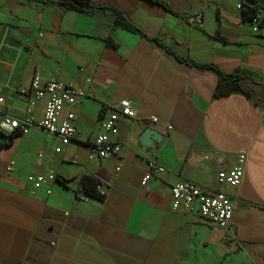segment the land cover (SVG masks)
I'll return each instance as SVG.
<instances>
[{"label": "crops", "instance_id": "obj_1", "mask_svg": "<svg viewBox=\"0 0 264 264\" xmlns=\"http://www.w3.org/2000/svg\"><path fill=\"white\" fill-rule=\"evenodd\" d=\"M93 4L100 9L88 16L0 0V123L43 118L45 100L26 113L36 73L89 94L68 145L39 127L0 131V264H264V45L243 18L257 0ZM103 7L121 11L144 37L115 28ZM238 69L249 77L233 91L218 72ZM122 102L136 117L120 116L112 138L120 156H92L100 119ZM150 129L160 136L148 147ZM241 153V185H221L218 170ZM151 161L165 171L144 185ZM85 175L103 184V202L78 191ZM182 181L228 194L230 228L173 211L171 186Z\"/></svg>", "mask_w": 264, "mask_h": 264}, {"label": "built area", "instance_id": "obj_2", "mask_svg": "<svg viewBox=\"0 0 264 264\" xmlns=\"http://www.w3.org/2000/svg\"><path fill=\"white\" fill-rule=\"evenodd\" d=\"M238 9L243 10L242 5ZM256 13L249 21L252 31L257 34L264 45V0H257ZM82 71V70H81ZM89 94L84 89L75 86L73 83H63L57 80H44L39 73L33 77L29 102L26 113H31L34 103L45 100L44 116L36 119L32 116L21 118L5 116L0 123V131L11 133L14 130L24 131L29 127H39L48 134L57 136L63 146L68 145L78 135L75 125L76 110L80 108L83 101ZM135 118L136 111L127 103L122 102L116 105L109 115L100 119L99 131L95 138L89 142L92 156L102 159L119 157L122 145L112 138L118 133V122L120 116ZM149 121L153 124L160 122L158 117L152 116ZM170 129L169 126H167ZM60 150L57 149V152ZM246 155H238L232 167H222L217 172V180L221 185L237 188L241 185L244 173ZM9 170H13L12 167ZM164 167L156 162L148 163L143 184L146 185L153 174L163 173ZM53 171L46 175L37 177L34 187L41 188L47 176H53ZM97 190L105 194L103 184L97 185ZM172 210L175 212H194L203 220L210 222L221 229H229L234 213V201L223 191L215 190L193 181L177 182L171 186ZM226 238H229L226 236Z\"/></svg>", "mask_w": 264, "mask_h": 264}, {"label": "trees", "instance_id": "obj_3", "mask_svg": "<svg viewBox=\"0 0 264 264\" xmlns=\"http://www.w3.org/2000/svg\"><path fill=\"white\" fill-rule=\"evenodd\" d=\"M28 1H34L43 4H55L58 5L60 8H62L63 11H75L88 16H93L95 12L98 9H100V7L93 4V0H28ZM102 9L105 12L113 13L115 15V22H114L115 28H122L144 37V34L121 11L111 7H103ZM255 13H256L255 8L248 6L247 9L243 10L244 20L249 22ZM106 40L109 46L111 47L117 46L116 43L113 41L112 37H108ZM158 43L162 45L161 42ZM166 49L168 52H170V49L168 48ZM179 59L183 61L182 58ZM218 75H219V81L229 86L233 91L241 90L240 81L246 77H249L239 69L229 75L219 71ZM98 184H100V181L98 180L97 177L92 175H85L79 182L77 189L85 196L103 202L106 196L105 194H101L100 192H98L97 190Z\"/></svg>", "mask_w": 264, "mask_h": 264}, {"label": "water", "instance_id": "obj_4", "mask_svg": "<svg viewBox=\"0 0 264 264\" xmlns=\"http://www.w3.org/2000/svg\"><path fill=\"white\" fill-rule=\"evenodd\" d=\"M159 136L160 135L158 134V132H156L153 129H150L147 132H145V134L143 135V137H142V143L145 146L150 147L152 145V139H155L156 140V139L159 138Z\"/></svg>", "mask_w": 264, "mask_h": 264}]
</instances>
